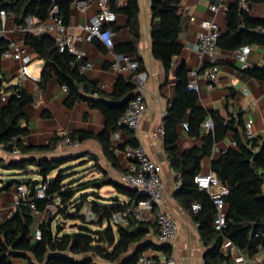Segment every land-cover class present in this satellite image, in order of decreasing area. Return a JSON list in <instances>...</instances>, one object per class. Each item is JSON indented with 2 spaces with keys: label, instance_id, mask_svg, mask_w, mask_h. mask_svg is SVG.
Here are the masks:
<instances>
[{
  "label": "trees",
  "instance_id": "trees-1",
  "mask_svg": "<svg viewBox=\"0 0 264 264\" xmlns=\"http://www.w3.org/2000/svg\"><path fill=\"white\" fill-rule=\"evenodd\" d=\"M115 1L110 0V10L127 18V28L132 40L124 46L114 47L113 51L116 55L131 56L138 63V69L128 77H118L110 95L104 94L95 83L88 82L80 73L84 61L77 60L67 51L59 52L51 36L27 33L24 38V45L43 61L39 87L44 89L52 78L56 79L60 86L67 88L65 107L72 109L76 104L86 103L91 110H96L102 115L103 131L97 136L72 132L54 138L44 149L24 146L18 139L28 134V129L22 124L27 121L25 109L33 103V97L19 86L12 88L13 96L5 106L0 107V144L5 152L17 150L22 155H27L33 151L54 150L67 139L76 143L95 139L100 143L107 160L114 166L117 165L116 157L110 151V136L118 129V121L135 96L137 87L134 79L144 73V67L137 52L140 39L138 2L126 0V7L118 10ZM72 2L0 0V11L12 15L15 24L21 26L27 16H32L40 22L47 21L52 6L56 5L57 16L68 26ZM177 4V0H151L152 18L158 23L151 29L152 55L166 72L171 69L173 58L179 56L182 51L178 43L182 22L176 9ZM260 4H264V0H248L249 8ZM225 16L227 27L218 39L217 49L234 52L245 46L264 47V35L256 32L257 28H264V18L253 19L249 12L241 9L238 4H232ZM107 28L113 32L111 24ZM94 45L99 50H104L97 41H94ZM6 48L7 41L0 39V51ZM175 73L177 84L174 100L162 122L164 150L171 169L179 180V187L174 196L179 205L192 214L201 240L204 246L209 248L204 263L232 264L230 253L221 252L224 240L248 256L264 249V138L261 142L248 139L240 116L224 121L216 112H207L198 107L197 94L187 88L186 65L178 64ZM241 75L264 82V64L242 70ZM207 119L211 120L213 130L203 133L201 126ZM183 121L188 124V135L200 140L202 145L180 153L176 144V131ZM228 133H232L236 148L221 153L219 158L212 162L210 169L219 181L227 206L226 226L219 232L213 227L216 209L208 194L199 190L193 179L200 173L202 159L210 157L213 147ZM129 145L136 147L137 143L131 138ZM75 160V156L71 155L58 159H26L7 163L0 160L1 171L16 172L22 177L36 175L46 185L45 198L24 199L15 212L0 225V264H12V258L24 259L28 264H134L149 247L168 254L166 247L142 243L150 233V224L138 223L130 218L125 228L112 225L113 215L123 211L136 198V192L105 177L91 180L76 178L72 166H67ZM52 174L54 176L50 178ZM21 183L12 181L9 185L21 186ZM104 187L113 188L116 194L126 198L127 202L113 199L108 201L110 204H103L101 201L104 200L99 197V191ZM93 190H96V193ZM194 203L201 206L197 212L191 211V205ZM48 204L54 206L53 211L46 209ZM85 207L94 219L89 220L86 217L83 213ZM34 212L46 216L38 227L40 236L36 242H33L31 233ZM134 246L135 250L130 253Z\"/></svg>",
  "mask_w": 264,
  "mask_h": 264
},
{
  "label": "crops",
  "instance_id": "crops-1",
  "mask_svg": "<svg viewBox=\"0 0 264 264\" xmlns=\"http://www.w3.org/2000/svg\"><path fill=\"white\" fill-rule=\"evenodd\" d=\"M72 1L70 21L68 26H66L67 31L74 39L76 50L84 56V62H91L93 65L92 69L84 70L82 75L88 82L95 83L104 94L110 95L114 90L118 77H128L132 74V72L117 74L111 70V64L116 55L113 51L114 47L124 46L132 40L127 28V18L120 13H114L115 20L111 23L114 47L112 51H108L100 43L104 50H99L94 45V42L92 44H86L78 40V38L83 36L80 27L86 24L98 12L97 5L95 3L91 4L87 8V11L82 14L75 8L78 0ZM177 1L176 9L181 15L182 22V31L178 35V43L181 45L182 51L179 56L173 58L172 67L166 72L162 64L155 60L152 55L151 29L152 26L158 23L152 18L151 0H137L140 29L137 52L143 63L144 77L141 79L140 84L136 82V79H134V83L145 93L146 111L142 116L137 133L134 134L131 131H124L121 134V140L123 146H130V140L133 138L137 146L143 148L148 158L160 167L161 179L164 184L160 211L169 216L177 227V238L170 245H164L158 240L156 228L150 225V233L142 243H148L155 247H166L168 254L163 250H156L149 247L138 259L142 256L151 257L157 256L159 253H164L172 256L176 264H205L204 257L209 248L204 246L192 214L183 209L174 196L178 189L179 180L176 173L171 169L166 156L164 136L153 139L152 133L163 124L164 114L174 100V92L177 84L176 66L184 63L189 73L190 71L199 70L200 66H203L205 69L216 65L219 68V76L217 82L211 89L207 87L206 81L201 76L197 79L200 88V92L197 94V106L207 112H216L224 121H229L231 118L240 116L246 130V136L247 133L251 134V138H248V136L247 138L261 142L264 138V82L242 77L241 70H239V66L234 60L232 52L217 49L212 55L199 59L193 50L200 31L199 23L202 20H212L218 25L220 34H222L227 27L226 11L232 4H238L236 0H227L223 8L216 14L209 11L208 0ZM126 5V0L115 1V7L118 10L124 9ZM248 12L253 19H263L264 4L252 5L250 8L248 7ZM192 19L194 20L192 21ZM21 26L15 24L13 16L9 18L4 28L7 36V40L5 41L24 42L25 34L23 35L19 31V27ZM51 37L54 40V37ZM250 48L251 53L248 58L249 68L262 66L264 64V47L252 46ZM27 49V55L30 59L27 68L36 81L29 79L23 80L19 74V63L11 58H3L0 56V98L4 97L3 101L0 99V107L2 108L8 103L14 94L12 88L15 87L20 86L26 93L33 97V103L25 109L27 121L22 124L23 127L28 129V134L18 140L28 148L44 149L54 138L66 136L72 132H84L94 136L99 135L104 128V119L98 111L91 110L83 102L76 104L72 109H67L65 107V100L68 92H64L62 86L54 78L49 81L44 89L39 87L38 83L43 68V61L39 60L33 51L29 48ZM181 124L176 131L178 151L182 153L194 147H201L200 140L191 138L181 128ZM201 131L203 133L208 132L203 126H201ZM235 148L236 144L234 143L233 135L232 133H228L222 141L213 147L211 156L202 159L199 174L211 172L212 162L217 160L221 153ZM70 155L75 156L76 160L74 162H77L78 166H84L89 163L90 167L88 172L90 174L89 178H85V180L105 177L119 183V176L125 171V161L115 156L117 165L114 166L107 160L100 143L95 139L78 143V147L76 148L61 149L59 146H56L51 151H33L27 155H22L19 152V155L14 156L11 153L5 152L3 148L0 149V160L6 163L26 159H58ZM79 171L81 172L83 169ZM1 172L9 176L10 180L4 181L0 173V225L19 206L15 204L18 198L17 188L19 186L15 184L9 185L10 182H22L21 186H25L24 182L33 180H40L43 183L40 177L36 175L22 177L16 172ZM73 172L76 175L79 174L76 171ZM53 176L54 174L50 178ZM83 177L82 174L76 176V178ZM104 188L113 191L112 195H116L117 197H111L112 195L103 196L100 194V191ZM104 188L99 191V197L104 200L101 201L103 204H108L109 202H106L113 199H119L121 202L124 201V203L127 202V199L118 196L113 188ZM262 191L264 193V183L262 185ZM85 209L87 211L85 215L87 216L91 212L88 208ZM45 217V214L33 213V223L31 226L33 242L38 240L35 235L39 232L38 227L44 221ZM135 248L136 246L132 247L130 253H133ZM236 250L229 241H223L221 252H229L232 261ZM11 263L28 264L26 260L21 258H12Z\"/></svg>",
  "mask_w": 264,
  "mask_h": 264
},
{
  "label": "built area",
  "instance_id": "built-area-1",
  "mask_svg": "<svg viewBox=\"0 0 264 264\" xmlns=\"http://www.w3.org/2000/svg\"><path fill=\"white\" fill-rule=\"evenodd\" d=\"M227 0H208V9L211 13H218L224 6ZM241 9L248 11V0H236ZM95 3L98 12L83 26L81 30L83 36L78 38L86 44H92L94 41L101 43L108 51H112L114 43L112 40L113 33L107 28L109 24L114 22L115 15L110 10V0H78L75 8L79 13L84 14L87 8ZM58 8L56 5L52 6L50 17L45 22H40L32 16H27L23 20V26L19 27V31L24 35L27 33L35 36L46 34L54 37V41L59 52L67 51L74 56L77 60H83L84 56L75 48L74 39L68 33L67 27L63 24L62 20L57 16ZM12 16L5 12L0 11V39L7 40L5 33V24ZM194 19H192L193 21ZM200 31L197 36L196 44L193 47L194 52L198 55L199 59L212 55L217 50V42L220 38V30L218 25L212 20H202L199 23ZM256 32L264 35V28H257ZM27 47L24 42L7 41V48L1 52L0 56L3 58H11L19 63V74L23 80L29 79L36 81V79L29 73L28 64L30 59L27 55ZM233 53L234 60L238 64L239 70H246L250 67L248 58L251 53V48L248 46L242 47ZM91 62H84L80 67L82 74L86 69H92ZM138 69V63L135 62L130 56L115 55L114 61L111 64V70L117 74L127 72H135ZM201 76L211 89L217 82L219 76V68L213 65L209 68H199L197 71H190L188 73V90L198 94L200 88L197 83L198 77ZM143 74L135 77L137 83H141ZM136 93L134 98L129 102L123 117L118 121V129L112 133L110 138V151L114 156L120 157L125 161V171L119 176V183L132 188L137 196L130 204L121 212L115 213L112 217L111 223L114 226L125 228L128 226L129 219H133L138 223L153 225L158 233V240L164 245H170L177 238V227L175 222L160 211L162 205V194L164 191V184L161 179L160 167L152 162L142 147L123 146L121 134L124 131H131L137 133L142 116L146 111L145 93L136 86ZM62 90L67 92L66 86H62ZM1 101L4 97L0 98ZM166 113L164 114V116ZM206 131L213 130V124L210 119H207L203 124ZM181 128L188 132L187 122L181 124ZM164 136V126L161 124L157 130L152 133L153 139H158ZM248 138L251 134L247 133ZM59 148H76L78 143L71 142L68 139L62 141ZM0 149L2 145L0 144ZM12 155H19V151L13 150ZM194 184L201 191H205L210 197L215 209L216 217L213 222L214 230L222 231L226 226V204L223 200L219 181L212 172L207 174H198L193 179ZM179 185L177 186V188ZM46 185L40 183L34 191L32 197L35 199L45 198ZM17 201L16 205L28 197V189L25 186L17 188ZM32 210L34 206L31 205ZM48 211H53L54 206L48 204L46 206ZM201 206L197 203L191 205V210L197 212ZM89 220L94 219V216L89 213L86 216ZM40 233L37 232L35 237L39 239ZM135 264H176L172 256L159 253L157 256L140 257ZM232 264H264V249H259L256 254L252 256L244 255L237 250L235 251Z\"/></svg>",
  "mask_w": 264,
  "mask_h": 264
},
{
  "label": "rangeland",
  "instance_id": "rangeland-1",
  "mask_svg": "<svg viewBox=\"0 0 264 264\" xmlns=\"http://www.w3.org/2000/svg\"><path fill=\"white\" fill-rule=\"evenodd\" d=\"M67 166H70V167L72 166V170L76 171V172H78L79 170L83 169V171H81V172L79 171L78 173L82 174V176H84L83 178H89V174H90V172H88L89 171V167H90L89 163L84 165V166H78L77 162H70V163H68ZM0 173L2 174L1 178L4 181H9L10 180V177L6 176L4 172L0 171ZM78 175H76V176H78ZM93 192L96 193V190H93ZM88 193H89V191L86 192V194H88ZM100 194H102L103 196H109V195L113 194V191H110V189H108V188H104V189H102L100 191ZM111 197H117V196L116 195H112ZM106 203H108V201ZM108 204H110V202ZM85 208H87V207H85ZM85 208L83 209V213L87 212ZM68 226H69V223H67V227Z\"/></svg>",
  "mask_w": 264,
  "mask_h": 264
},
{
  "label": "water",
  "instance_id": "water-1",
  "mask_svg": "<svg viewBox=\"0 0 264 264\" xmlns=\"http://www.w3.org/2000/svg\"><path fill=\"white\" fill-rule=\"evenodd\" d=\"M40 180H33L31 183L25 182L24 185L28 188V197L32 198L34 195L35 188L40 184Z\"/></svg>",
  "mask_w": 264,
  "mask_h": 264
}]
</instances>
